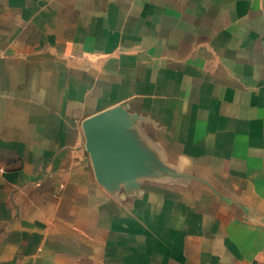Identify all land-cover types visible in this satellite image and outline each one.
<instances>
[{"label":"crops","instance_id":"obj_1","mask_svg":"<svg viewBox=\"0 0 264 264\" xmlns=\"http://www.w3.org/2000/svg\"><path fill=\"white\" fill-rule=\"evenodd\" d=\"M0 264H264V0H0Z\"/></svg>","mask_w":264,"mask_h":264},{"label":"water","instance_id":"obj_2","mask_svg":"<svg viewBox=\"0 0 264 264\" xmlns=\"http://www.w3.org/2000/svg\"><path fill=\"white\" fill-rule=\"evenodd\" d=\"M120 154H121V152L118 154L119 155V160L120 161H122V157L120 158ZM129 154H131L130 152H128V151H126L125 153H124V155H123V160L125 161V163H127L126 165H136V163L138 162L137 161V159H135V158H133V157H129ZM125 155H126V157H125ZM95 161L97 162V163H99L100 161H99V159L98 158H95ZM102 162H105L104 161V159L102 160ZM135 163V164H134ZM146 165H151L148 161H147V163H146ZM99 171V170H98ZM97 176H98V178H99V180L101 181V182H103V183H105L106 181H108L109 180V178H107V175L106 174H103V173H98L97 172ZM110 176V178L113 176V175H109ZM115 176V175H114ZM122 175H119V177H121ZM127 176H129V175H127ZM132 176V175H131ZM114 180V179H113Z\"/></svg>","mask_w":264,"mask_h":264}]
</instances>
